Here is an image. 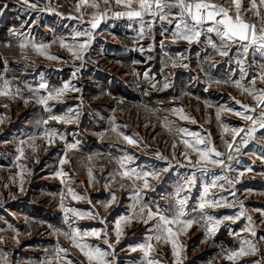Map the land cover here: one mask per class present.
Returning a JSON list of instances; mask_svg holds the SVG:
<instances>
[{
	"label": "rangeland",
	"instance_id": "obj_1",
	"mask_svg": "<svg viewBox=\"0 0 264 264\" xmlns=\"http://www.w3.org/2000/svg\"><path fill=\"white\" fill-rule=\"evenodd\" d=\"M93 2L99 8L92 7ZM208 2L228 9L235 17L232 0ZM259 2L256 0L258 5ZM32 4L36 7L32 8ZM3 5L7 7H0V90H4L7 80L9 95L0 96V264H66L67 260L89 264L69 237L54 233L49 225L67 233L76 228L81 234L100 229L99 240L86 237L81 242L110 251L103 242V232L114 244L115 223L121 216L132 214L134 203L131 181L118 175L119 161L132 155L134 159L126 167L149 171L167 166L157 158V151L167 157L174 167L162 173L159 182L150 178L152 188L144 190L142 198L143 204L153 210L157 205L169 209L176 188L195 171L183 156L188 151L193 161L198 158L183 144L185 139L195 140L188 133L204 139L200 147L214 145L225 153V163L230 167L208 165L207 171H196V184L190 192L181 193L189 197L188 218L199 221L178 237L181 264H264V130L258 131L255 139L239 152L234 145L231 161L226 159L229 153L225 141L231 142L232 134L224 131V126L231 129L247 124L234 114L243 111L241 104L256 107L245 89L257 94L264 89V81L259 79L264 73V59L257 45L253 56L258 67H247V85L238 88L230 80L229 74L233 73L228 72L232 66L227 65V58L212 47V43L220 48L234 40L222 41L207 28H202L207 38L201 34L200 40L191 44L174 36L180 22L178 8L165 9L157 16L145 14L129 19L117 18L114 13L139 10V0H133L131 9L116 5L115 0H108L107 4L104 0H89L87 5L80 4V0H28L27 4L24 0H0ZM259 12L258 16L251 10V0H241L240 15L246 23L255 25L256 32L264 25V6L259 7ZM100 14L104 15L103 20L92 29L91 22ZM164 15L168 18L161 19ZM78 31L94 36L86 51L74 49L82 60L61 44L63 41L78 46L87 41V36L75 35ZM41 44L49 46L47 55L36 51L34 45ZM248 52L243 45L235 50V56L239 58L241 54L240 59L245 61L243 54ZM48 55L59 59H48ZM250 56L251 53L247 58ZM173 62L187 67H172ZM247 72L243 70L241 75ZM165 83L168 87H164ZM64 84L70 85L69 90L58 99L49 100L51 111L46 110L39 99L49 92L55 95ZM177 109L183 111L178 113ZM218 109H223L219 118ZM50 115L66 116L73 122L49 120ZM44 120L48 123L44 124ZM45 129L55 131L51 141L45 137ZM120 133L133 137L138 145H129ZM241 137L236 138L237 144ZM64 159L68 163L62 165ZM218 176H226L235 186L217 180ZM214 180L216 186L212 187ZM205 187L209 188L207 195ZM69 188L86 198L73 199ZM111 193L116 194L117 200L105 210L103 204L111 199ZM202 197L223 206L200 210ZM140 206L137 205V212ZM69 208L98 212L99 218L81 220L68 212L65 223V210ZM242 211L244 215H240ZM208 215L223 220L212 236L206 233ZM154 224L155 221L134 219L131 225L124 226L120 243L114 245L116 264H146L139 246L148 242L154 245L151 259L175 264L170 242L149 241L155 235L150 231ZM249 226L255 228V236L246 231ZM57 240L68 250L59 259L55 252ZM245 241L254 243L256 251L228 260L231 252L247 247Z\"/></svg>",
	"mask_w": 264,
	"mask_h": 264
},
{
	"label": "snow or ice",
	"instance_id": "obj_2",
	"mask_svg": "<svg viewBox=\"0 0 264 264\" xmlns=\"http://www.w3.org/2000/svg\"><path fill=\"white\" fill-rule=\"evenodd\" d=\"M24 3H28V0H24ZM89 0H80V4L87 5ZM104 3L107 4L108 0H104ZM116 5H123L126 8L131 9L133 0H115ZM232 3L235 5V17L230 14L229 10L218 6L214 3L208 2V0H192V2H188V0H139L138 8L139 10H131L127 12H116L114 15L119 17L127 16L129 19L131 18H142L145 14H150L152 16H157L159 13L163 12L165 9L178 8L179 9V23L176 24L177 31L173 33L174 36H179L182 39L186 40L189 44L193 42H198L200 40L202 34V26L206 22H210L212 24L211 27L207 28V32L212 33L215 32L217 36L221 38L222 41H233L234 39H239L240 41L248 42L244 45V51L247 52L251 45H257L258 49L264 51V27L261 28L260 34L257 35L255 25H249L246 23L241 15V0H232ZM94 8H99V4L93 2L91 4ZM264 6V0H260L259 5L256 3V0H251V10H255L256 15H260L259 7ZM0 7H7V5H3ZM32 8H35L36 5L32 4ZM79 7V6H78ZM155 9V10H153ZM218 17H220L218 19ZM104 15L100 14L94 18L91 22L92 29H96L99 27L101 21L103 20ZM168 15L161 16V19H167ZM264 19V18H262ZM190 21V22H189ZM143 32V29L141 30ZM77 37L87 36L88 40L83 44L78 46L76 45H67L61 41L63 47L68 48V50L75 56L76 59L82 60V56L78 53V51L74 50L78 47L80 52L86 51L88 46L91 44L94 36L91 32L78 31L75 34ZM211 43V40H209ZM22 47H26V45H21ZM36 51L41 55H47L46 49L49 47L48 45H34ZM212 47L216 49L220 56H228V46L227 44H223L220 48H217L215 43H212ZM48 59L56 60L59 59L56 56L48 55ZM237 63L242 64L243 61H237ZM183 66L187 67L186 64L178 65L176 62L172 63V67ZM7 71V69H5ZM243 71V69H242ZM261 81H264V73L259 77ZM216 83H220V81H216ZM224 83H227L225 81ZM9 82L7 80L4 81V90H0V96H8ZM255 84V81H253ZM42 87H47L46 85H42ZM164 87H168V84L165 83ZM236 87H240L239 82L236 83ZM70 88L69 84H64L61 89L56 90L55 95L49 92L48 96L41 97L39 99V103L45 106V109L51 111L48 108V101L58 99L64 92L68 91ZM74 91H80L78 88H73ZM246 92L250 96H252L253 100L256 102V107H250L249 105L241 104L240 101H236V103L241 104L243 111H237L234 114L240 117L243 121L247 122L245 127H234L229 129L227 126H224L225 132H231L232 141H225V146L228 151V155L226 159L231 161L234 159V155L232 154L233 147L235 145V151L239 152L241 147H246L248 142L252 139H255L256 133L258 131L264 130V89H261L259 93H254L248 89H245ZM27 103V101H25ZM7 107V105H5ZM259 108V111H257ZM223 109H218L217 118L220 116V111ZM178 113H181L182 109L175 110ZM227 111H232V109H227ZM182 119H188L187 116H181ZM49 120H54L57 122L63 123H71L73 120L66 116L60 115H50ZM3 118H0V122H2ZM195 122V121H193ZM44 124L48 123V120L43 121ZM167 126V125H166ZM169 130H171L169 128ZM181 133L186 132L185 129L178 130ZM243 136L241 137V134ZM56 135L55 131L49 132L48 129H45V137H48L51 141V138ZM119 135L123 136V139L132 146H137L138 141L131 136L123 135L120 133ZM192 137H195L194 142H190L189 140H183V144L186 149H191L192 152L197 154V159L195 161L192 160L191 155L188 151L183 152L184 158L188 161V164L195 169L192 175L189 177H185L182 184H180L175 190L174 203L170 202L171 207L169 209H161L159 205L155 207L153 210L152 207H148L146 204H143L142 193L146 189L152 188L150 184V178L152 180L160 181L162 173H168L174 165L167 157L157 151V158L166 162L167 166L159 169H152L149 171H138L136 168H128L126 167L127 163H130L134 157L132 155H127L123 157L119 161L120 169L118 175L121 178H126L131 181L132 186L134 187V191L132 193V200L134 201L132 205V214L121 216L115 223V241L114 244L109 242L107 238V232H103L104 235V244L108 246L110 251L102 250L99 246H91L87 243H82L86 237H94L99 240L102 235V230L100 229H92L90 232H84L81 234V230L76 228L71 231V233L62 232L61 229L55 228L52 225H49L52 228L53 232L58 235H64L65 237H69L72 240L73 247H76L80 250V252L87 258L89 264H116L114 256H115V244H119L121 237L124 232V226L131 225L134 219L142 220L144 223H148L149 221H155L153 228L150 231H154L155 235L149 237V241L155 240L157 242L163 240L164 242H170L173 252L172 255L175 257V264H181V245L178 241V237L181 233H186L189 229L193 227L194 224L199 221L188 218V212L186 211L188 205V195L181 196V193H188L191 191V188L196 184V171L204 172L208 170V165L219 166L222 168L230 167L225 163V153L217 151L216 147L213 145L211 147H200V145H204V139L200 138L196 133H188ZM241 137V143H236V138ZM24 142L21 141V144ZM70 148H74L75 145H69ZM175 144H173V156H175ZM20 156L24 155L23 148L20 150ZM215 157V158H214ZM68 163L67 159L61 161V164ZM179 163V162H177ZM183 167L184 165H180ZM251 171V169H249ZM90 181L93 179L92 171L89 169L88 171ZM57 175H62L61 172H58ZM242 176L243 173H240ZM226 180L229 185L235 186L233 181L225 177H217V180ZM23 181L21 180V183ZM139 182V186L137 187V183ZM238 182V178H237ZM216 186V181L212 182V187ZM223 185H221L222 187ZM105 187H108L106 184ZM121 187H125V185L121 184ZM154 190V189H153ZM69 193L72 195L73 199L79 201L85 199V196H81L75 193L71 188L68 189ZM209 191L208 187L204 188L205 195H207ZM111 199L103 204L105 210L110 207L111 204L116 202L117 196L115 193H111ZM88 203L91 204V200H88ZM137 205H141L139 208V212L136 211ZM223 206L219 201L208 200L204 197L201 198V202L199 204V209L203 210L208 207H220ZM231 206V205H227ZM61 207L63 208V203L61 202ZM243 207V206H241ZM147 210V211H146ZM171 212V215H168V212ZM71 212L75 217L83 220L85 218L96 219L99 218V213L93 214V212H81L74 208H69L65 210V223H67V213ZM146 212V214H145ZM240 215H244L242 211ZM236 217L235 219H238ZM224 220H232L233 217H224ZM251 225V217L248 218ZM101 223H104L101 220ZM206 223L209 225L206 228V233L208 236L214 235L218 230L219 226L223 223V220L215 219L213 216L208 215ZM173 226H176V230L174 231ZM246 231L250 232L252 236L256 235V230L253 226H249L246 228ZM19 235V233H17ZM18 242V241H17ZM246 248L242 246L239 251H233L228 256L227 259L230 261L236 260L240 256H244L249 254L250 252H255V244L251 241H245ZM140 250L143 251L144 256L146 258V264H160V261L151 259V254L154 250V245L151 242L146 244H142L139 246ZM67 249L61 247L59 245V241L57 240V246L55 249L56 256L59 259L61 253H67ZM132 251H137V248H132ZM112 257V259H110ZM66 264H72V261L67 260Z\"/></svg>",
	"mask_w": 264,
	"mask_h": 264
},
{
	"label": "crops",
	"instance_id": "obj_3",
	"mask_svg": "<svg viewBox=\"0 0 264 264\" xmlns=\"http://www.w3.org/2000/svg\"><path fill=\"white\" fill-rule=\"evenodd\" d=\"M210 25H212L210 22H206L202 26V28L206 29V28L210 27ZM262 27H264V25H262L260 28H262ZM260 30L261 29L257 30L258 31L257 35L260 34ZM202 37H204V38L206 37L207 38V35H206L205 31H203ZM246 43H248V42L240 41L239 39H234V41L232 43L230 42L229 44H227V46H229L228 47L229 55L223 57V58H227V60H226L227 61V65H231L232 66V67H229V71H228L230 73H233V75L229 74L231 82H234V83L239 82L240 85H247V75H248V72L246 70L247 67H250V68L258 67V65L257 66H256V64L254 65V63H256V60H255V58L253 56V52H254V48H255L254 46L255 45H251L249 47V51L251 53V56L249 58H247V56L250 55L249 52L243 54V58L245 59V61L240 59L241 58V54L239 55V58H237L235 56V54H236L235 50L239 49L240 47H242ZM261 57L264 59V51H261ZM235 60L236 61H243V63L239 64ZM251 63H253V64H251ZM257 63H259V62H257ZM242 69L247 72L244 76L241 75ZM235 73H236V76L234 75ZM227 85H229V84H227ZM227 93L230 94L229 91H227Z\"/></svg>",
	"mask_w": 264,
	"mask_h": 264
}]
</instances>
